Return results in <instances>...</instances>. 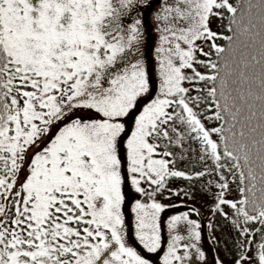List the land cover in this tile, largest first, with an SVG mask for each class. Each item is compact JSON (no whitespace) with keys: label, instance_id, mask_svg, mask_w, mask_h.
Listing matches in <instances>:
<instances>
[{"label":"snow or ice","instance_id":"snow-or-ice-1","mask_svg":"<svg viewBox=\"0 0 264 264\" xmlns=\"http://www.w3.org/2000/svg\"><path fill=\"white\" fill-rule=\"evenodd\" d=\"M148 2L0 0V264H153L165 243L162 264H207L199 223L172 216L167 241L161 225V198L188 195L170 181L205 176L216 177L212 215L238 233L234 264H264V201L246 195L258 179L254 146L264 162V0L243 11L230 0H162L149 13L159 22L156 95ZM241 37L254 51L237 71ZM186 144L206 168L177 169L173 149L183 160ZM237 176L240 198L229 199Z\"/></svg>","mask_w":264,"mask_h":264},{"label":"trees","instance_id":"trees-1","mask_svg":"<svg viewBox=\"0 0 264 264\" xmlns=\"http://www.w3.org/2000/svg\"><path fill=\"white\" fill-rule=\"evenodd\" d=\"M230 2L236 6V5H240L241 6V10H246V6L249 2L251 3H259V0H230ZM225 15H227V13H225ZM253 15L257 16L256 19V30L259 31L260 30V22L258 19V10L257 9H253ZM212 27L213 30L218 31V32H223L224 35H230L231 33L227 32V20H225L223 22V24H221V22L219 20H213L212 23ZM217 43L220 45H224L227 46V42L223 41V40H217ZM247 43L246 39L244 37H241V39L237 42L236 47L238 49L237 51V60L239 63V66L237 68V71L241 70L243 67L242 64V60L241 58L245 55H247L249 52L254 51V49L250 48V47H245V44ZM256 47H259V37L256 38ZM205 50H207V48H205ZM203 58V57H201ZM215 58V57H213ZM201 72L206 71L203 68L199 69ZM256 72L257 74L259 73V67L256 68ZM251 74V72L249 73ZM258 85H259V81H256V88L258 89ZM188 86V85H186ZM199 86H203V85H197ZM245 87V85L241 84V83H233L231 85L232 89H236L237 91L242 90ZM193 95H195V93H192ZM234 94H236L234 92ZM258 107V105H257ZM256 139L259 140L260 139V135L259 132L256 134ZM255 147H253V167L256 170L257 173V181H256V188L252 190V192H248L246 193V195H248L249 199H255V201L257 203H260L261 201H264V183H261L259 180V176L261 173V165L262 162L259 159L255 158ZM185 148L189 149L188 151H186L184 153L185 159L180 160L179 159V154H180V150L179 149H173L174 152L177 153L176 159H177V169L178 170H183L189 173H194L196 171H200L203 170L204 168H206L208 165L201 163V161L199 160V152H193L191 151V148H198V145L195 144H186ZM243 163V161H242ZM208 164H211V161L208 162ZM245 171L247 172V169H245ZM216 177L214 176H205L203 178L200 179H195L191 182L181 179V178H176V179H172L170 181V184L172 185L173 189L178 191V190H186L188 192V197L187 198H182L179 202H186L187 204H189L190 206H192L194 208V210H198L201 214H206V217L209 219V224H211L212 226V220L214 218V216L212 215L210 209L211 207L214 205V198L212 193H214L215 191H217V189H215V187L213 186L211 192L208 191V181L209 180H213L215 181ZM231 179V177H230ZM246 185H248V181L245 182ZM239 178L237 176V181L235 184H230V192L227 193V196L229 199H239L240 198V194H239ZM250 186V185H248ZM195 193H201L206 195L207 197V202L208 205L203 206V204H201L199 201H195V199L191 196ZM254 193V195H253ZM204 208L209 209L208 211L209 214H207V212L204 210ZM226 211H229V209H225ZM224 225L227 228V234L224 237V250L222 253V259L224 261L225 264H234V259L236 257V249H235V245H234V240L237 237L238 233H236L233 229L232 226L230 225V223H228L227 221H225L223 219L222 216H220ZM255 227V225L253 226ZM212 229V227H211ZM259 237L257 236V239Z\"/></svg>","mask_w":264,"mask_h":264},{"label":"rangeland","instance_id":"rangeland-1","mask_svg":"<svg viewBox=\"0 0 264 264\" xmlns=\"http://www.w3.org/2000/svg\"><path fill=\"white\" fill-rule=\"evenodd\" d=\"M162 0H149L148 7L143 8L141 11L145 18V26L148 29L146 32V42L153 49L152 53V63L150 67H153L152 77L155 81V87L153 93L150 95L159 94V80L157 78V72L154 68L155 66V52L154 48L158 46L159 33L156 31V26L159 22H157L152 16H149V13H155L159 10ZM151 25L149 28L148 25ZM186 86V85H185ZM149 97H145L144 100L141 101V106L144 102H146ZM131 126V121H130ZM169 187L173 189L172 185L169 184ZM175 192L176 190L173 189ZM179 191V190H178ZM167 196V194H166ZM195 201H199L203 206L208 205L207 197L201 193H195L191 195ZM187 195H184L181 192L180 195H172L171 198H161V202L165 204V210L161 213V225H162V233L165 241L169 239L168 237V229H167V221L172 216H178L186 214L189 219L196 221L199 223L200 228L199 231L201 233V238L198 242L199 247L205 253L207 264H217V261H223L222 253L224 246V237L227 234V228L224 225L219 214L214 216L212 222V229L209 227V219L206 217V214H201L198 210H194L192 206L187 204L186 202H179L182 198H187ZM204 210L209 214V209L204 208ZM126 227L129 230V238L130 242L133 243V246H136L138 250L140 246L138 242L134 239L135 233V216L130 212V210L126 213L125 217ZM180 234L187 236L188 235V226L181 224L180 226ZM167 250V244H164L162 251H159L155 254H151V259L153 264H162L163 252ZM193 264H203L197 257H193ZM223 264L224 261H223Z\"/></svg>","mask_w":264,"mask_h":264}]
</instances>
